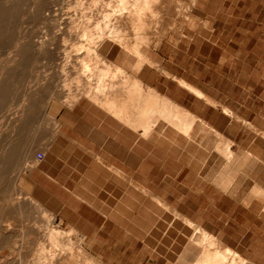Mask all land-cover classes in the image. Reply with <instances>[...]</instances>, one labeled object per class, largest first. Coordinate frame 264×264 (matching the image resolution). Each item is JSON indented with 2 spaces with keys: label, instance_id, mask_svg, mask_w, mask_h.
Instances as JSON below:
<instances>
[{
  "label": "rangeland",
  "instance_id": "rangeland-1",
  "mask_svg": "<svg viewBox=\"0 0 264 264\" xmlns=\"http://www.w3.org/2000/svg\"><path fill=\"white\" fill-rule=\"evenodd\" d=\"M1 1L3 0H0V4L2 3ZM50 1V3H47L49 5L43 4L45 6H42V4H36L37 0H33V4L34 2L36 4H34L35 8H33L34 6L31 5V0H22L23 3L21 2L19 5L20 7H17L19 9L16 8L14 10L15 13L13 12V18L15 19L17 17V19L21 20L22 16L24 23L22 20L20 21L17 19H13V23H10L11 27L9 26V28L13 30L11 33H7L8 35L5 34L0 39V55H2L0 58L4 59L3 54L4 57H9L8 54L11 50L13 52H10L12 53L10 54V57L14 55V45L16 39H18H15L14 37H18L19 34L23 37V41L26 42V40H28L27 42L29 43H35V40L38 42L37 40L40 41L47 38L51 31L58 28L57 24L60 25L59 22L65 18H72L76 21L83 15H94L92 19L97 18V16H100L101 18L103 12L108 10L106 5H104L103 0ZM184 1L185 0H174L175 3L179 2V8H175V3H173L172 7L169 6L172 8L170 14L172 16H177L175 23H179L181 21L191 22L187 17L185 18L183 16L184 13L179 10L183 8ZM40 6L43 7V10H41L42 8ZM194 6L195 7L192 8V11L196 19L191 22L189 26H186L185 33L182 36L168 35L159 50L150 52L152 57L158 60L159 65L155 67L157 71L149 66L145 67V71L147 70L146 68H148V70L143 72L142 78L144 80L147 78V82L149 80L151 83L154 82L153 85L161 91L167 90L169 93L173 94V98L175 100L179 101L187 108H192L194 111H197L198 114L202 113L203 116L215 124V126L219 125L223 130L222 133L225 136H229L233 141L235 138L239 140L242 139L245 146L242 149L247 151L250 139L255 137L256 132L258 131H255V129H259L258 133L262 131L261 128L264 129V0H197V3ZM32 8L33 10L37 8V10L41 11L38 15H35L37 18L33 15V13L31 15ZM22 9L24 12L26 11V14L22 11ZM184 9H186V7H184ZM27 10L30 11L28 12ZM110 14H112V11ZM46 18L56 19L53 20L54 25L51 26L50 22L46 20ZM19 21L22 22V24ZM11 29H9L8 32H10ZM17 29H19V31H17ZM24 34H27L28 36H25ZM5 41L8 45H6ZM10 41L11 43L13 41V43L11 44ZM59 42H64L63 44L66 46L60 43L55 46L54 54L55 56L58 54L55 58L58 56L64 57L65 54L63 55V51L66 52L68 49H73L74 47L70 45V40V43L66 41L69 45L61 39ZM10 45L12 46L10 47ZM104 48L108 49L107 57L109 60L115 63L118 62V64H123L128 67L132 64L130 60H126L125 54L121 51L119 46L110 45L107 48ZM72 51L69 50L66 53L72 54ZM33 53L34 52L29 53L27 57L25 65L26 68H24L25 71H23V69L19 72L20 74L22 73L21 75L25 72L26 74L24 73V77L18 74L20 75L18 76L19 78L16 77L14 79V81L16 80L15 86L18 89L15 86L12 87L4 101L0 102V122L2 121L0 126L1 124H5L1 126L2 128L0 127V142L2 145H6L18 138V130H15V132L13 130V126L17 123V118L21 112L27 93L30 92L29 90L33 89V86L35 88V85L37 87V85L40 84V80H42L45 74L53 73V65H56L59 62L58 59H55L54 62H50L48 58H44L45 56L41 57V55H38L37 52L35 54ZM35 55H38L39 58ZM36 59L38 61H36ZM122 61L124 63H122ZM38 62L40 65H38ZM35 65L36 68L33 69ZM76 67L79 68V65L76 64ZM162 68H165L171 73H175L195 84L208 95L215 98V100L218 101L219 106L215 107L208 104L205 100L192 94L186 88L180 86L177 81L172 80V77H169L168 75V77L165 76L166 74L163 72ZM30 70L33 74H31L32 72H29ZM78 71L80 72V69H78ZM35 73L38 74L34 76ZM145 73L148 75L146 76ZM37 75H39L38 79H36ZM65 75L69 76L64 77ZM70 75L71 74L69 73L60 75L61 81L62 79H65L63 80L64 83L65 81H71L68 82L69 84H67V88L73 83L72 81H75L74 77L78 74ZM20 77L23 78L26 83L22 81ZM61 81L59 80L57 84L59 90L67 91V88L63 87L66 83L64 84L63 81ZM20 82L22 83L20 84ZM26 86L27 88L29 87L27 89L28 91L25 89ZM19 89L21 91H19ZM11 91L13 93H11ZM15 91L17 93H15ZM20 92H22V94H20L19 97L16 96L19 95ZM11 94L13 96L15 94L14 98H12L13 96H9ZM23 96H25V98ZM82 100L78 103V105L76 104V106H73L71 109L66 106H61L56 113L57 120L62 122V129H65L67 133L71 135V138H79L81 141L78 142L83 146L85 145L84 147L91 149L92 151L94 150L96 153L103 152L105 155H108V159L111 160H117L118 158L115 157V154L117 153L120 157L123 151H117L116 148L113 147L119 146V144L123 147L129 144L128 148L131 149L136 147L135 142L133 143L131 141L133 138L131 135L128 137V140L124 137L117 138L120 140L119 143L114 142L113 144L111 141L108 142V140L97 143L84 139L85 137H91L89 136V130L91 125L95 123L97 108L92 105V103L89 104L90 102L86 99ZM9 102L10 105H6ZM17 102L19 103L17 104ZM82 103H84V105ZM5 105L8 109H10V107L16 109H10L8 112ZM223 105L231 108L236 115L231 116L227 113L225 114L222 110ZM79 106L82 108H79ZM92 109H96V111L93 110L95 112L93 114L91 113ZM12 111L15 112L13 113ZM5 112L8 113V115ZM10 113H12V115ZM15 113H17V116ZM43 113L45 115L47 113H52V108H50V106L46 107ZM43 113H39L38 118H42ZM11 117H13V119ZM244 121L249 124L247 123L246 125ZM6 123L8 124V128H6ZM248 125H250V127ZM163 126L164 124L161 123L158 126L159 128L157 127L158 133L162 131L161 129ZM7 129L8 131H6ZM9 129L11 133L9 132ZM114 133H117L116 126L114 127ZM10 134H13V136ZM14 136H16V138ZM63 137L64 136H61V138L60 136L54 137L53 139H55V141L52 139L50 141V146L49 144L44 145L43 143H45V140L47 139L44 137L42 138L41 143L37 145L35 152V158H37L36 160L38 161L36 162L39 164L35 163V168L33 167V169H23V172H26L21 174V176H23V182L20 181L17 184L20 189H18L19 192L21 193L22 191V193L26 194H17L15 196L13 195V197L17 198L18 196V199L21 201L24 197H33V199L36 202L38 201L43 208L46 207L45 209H49L51 212L53 211V223L55 225L60 223L62 228H68L73 225V227L80 232L79 234H81V236L84 235L85 241L82 246L106 264H173V248L176 244L181 241L184 244L185 240L191 243L190 238H177V233H175V231H177L180 235L183 233V228L178 227L179 225L176 226L173 223L174 219H176L175 221H177L178 224L181 223V220L176 218V213L178 212L174 211L175 214H173L171 210H167L166 207L156 203L152 198L144 193L136 192L133 187L131 185L129 186L127 183L120 185V183L114 182L111 179L113 175L111 176L109 172H106L107 169L106 171L105 169H102L105 168L104 166L97 167L95 162L88 157L86 152H83L82 149H79L77 145L73 144L72 139L64 137V140ZM109 138L112 139L114 137ZM158 138L159 136L157 135V138L153 140L148 138L143 141V144L146 146L144 152L146 160L145 164L147 169H149L148 166L153 168L152 171L146 174L147 179L145 181V185L150 186L152 188L151 190L155 191V193L153 191L152 192L154 194L157 193L158 195H156L160 199L163 198L162 201L168 204L169 207H176L177 210H180L183 213L188 212L189 216L198 223L202 221L204 224L207 223L212 225L215 233H223V231H225L228 235H231L226 236L225 238L227 244H233L235 248L242 249L245 256L250 254L251 248L249 245H252L253 247L256 245L264 246V238L261 235L260 229L250 228L251 222L256 218V215L252 211L249 209L245 210V207L244 209L240 208L232 198L228 197V195L224 194L222 191L217 190L212 183L209 186H206L204 191H201V181L206 180V174H208L209 171L212 170V166H214L213 162L216 157V153L212 151L213 148H206L204 141L203 146L201 145L202 147L198 145L193 146L191 150L192 152L188 151L186 155L177 156L173 153V149L171 153V149L168 147L169 145L165 143V137L163 136H161V143L155 147L154 144L158 143ZM201 138L202 134H200L198 140ZM216 138L217 137L214 132H209V147H211V144ZM3 141L4 143H2ZM111 147L113 148L112 151ZM77 149H79L81 153ZM179 154H181V152ZM137 160V157H134V165L137 164ZM31 164H33V162ZM160 164L163 165H161V171L155 172L154 169L159 168L158 166ZM35 165H37V167ZM90 169L93 171V175L92 172H90ZM30 170L33 171L31 172ZM170 170H173V172ZM102 172H104L103 176ZM9 173L12 177L9 176ZM9 173L3 177V183L0 182V192L6 186L4 182L7 184L9 181L10 183L11 179H9V177L13 180L16 176L15 171L11 170ZM249 177H247L245 183H249L250 181L257 179L255 174ZM25 178L27 182L25 181ZM98 178L100 180H98ZM27 183L28 188H26ZM244 187L247 188L246 184L243 183L242 188ZM31 191L32 193H30ZM127 193L129 194V197H126ZM21 195H24V197H19ZM105 196H107V199ZM173 202L176 203V206L173 205ZM70 216L72 218H70ZM224 218L232 221L229 222V225L232 228L227 227L224 230ZM236 220H239L242 223L243 227H241V229L236 228L235 224L233 225V222ZM32 222L34 223V221L31 220L30 224ZM10 223L11 226L16 224L13 220H11ZM170 223H172V225ZM0 228V245L2 246L4 239L12 228L7 231L1 225ZM233 234L237 235L233 237ZM64 239L68 243H72L73 247L78 246L76 240L71 239V236L67 235ZM13 244L14 247H11L10 245L0 247V264H6L7 260L10 264H15L17 262L16 260L18 259V255H16V251L14 250L19 248L22 243L13 242L11 245ZM192 245L195 249L198 248L196 243H193ZM28 258L30 261L29 264H37L36 260L32 256H29ZM11 261L13 263H11Z\"/></svg>",
  "mask_w": 264,
  "mask_h": 264
},
{
  "label": "bare ground",
  "instance_id": "bare-ground-1",
  "mask_svg": "<svg viewBox=\"0 0 264 264\" xmlns=\"http://www.w3.org/2000/svg\"><path fill=\"white\" fill-rule=\"evenodd\" d=\"M31 1H32L31 5L34 6L35 2L33 4V0ZM49 1L50 0H37L36 4L38 5L42 4V6H45L47 3L51 2ZM1 2L2 3L0 4V39L5 34L11 33V31L13 30L9 28L10 23H13L12 21L17 19L16 15H15L16 18L15 19L13 18L14 17L13 12L21 4L22 0H3ZM103 3L104 5H106V8L110 11L108 10L104 11L101 18L100 16H97V18L92 19L94 15H90V16L83 15L77 21L72 18H65L64 20H61V22H59L60 25L57 24L58 25L57 26L58 28H56L57 30L54 29V31H51L49 36H47V38H45L44 40H40V41L37 40L38 42H36L35 40V43L34 42L29 43L27 42L28 40H26V42L23 41L24 40L23 37H21V34H19L18 37L17 36L14 37L15 39L18 38L16 39L15 45L13 44L15 47L14 55L13 56L11 55L12 57H10V54H12L10 53L12 50L10 49L11 51L10 50H9L10 52L8 51L9 54L7 53L9 57L6 56L7 57L6 58L4 57V54H3L4 59L0 58L2 59L0 60V102L4 101L10 89L15 86L16 80L14 81V79L22 74V73L20 74L19 72L22 71L24 68H26L25 65H26V61H27V57L29 53L34 52L33 54H35L37 52V54L41 55V57L45 56L44 58H48L50 62H54L55 59L56 60L58 59V61L60 62V64L58 62L56 65H53L54 67L53 73L45 74L42 80H40L41 81L40 84H38L37 87L35 85V88L33 86V89L29 90L30 92L27 93L26 98L25 96H23L25 98V101L24 103L22 101L23 106L21 108V112L18 115L17 123L16 124L14 123L15 125L13 126L14 131L18 130V138L15 141H11V142L7 141L9 143H7L6 145H2L0 142L1 144L0 145V182H2V179L4 180L3 177L5 175H8L7 173H9L11 170L15 171L16 173V176L15 178H13V180L12 178H10L12 176H10V173H9L10 177L9 176L8 177L9 179H11L10 183L8 181L7 182L8 185H7L4 182L6 186L2 184L5 187L0 192V201H1L0 203V225L3 226V228L6 231L12 228L11 231L8 232L9 234L7 236L5 235L6 238L4 239L3 244L2 243L1 244L4 247L9 246V245L11 247L12 246L14 247V244L11 245L13 242L22 243L19 246V248H16V249L14 248L15 250L12 249L16 251V255H18V259L16 260L17 262L16 263L14 262L15 264H27V262L29 264L30 262L28 258L29 256H32L36 260L37 264H106L103 261H101L99 258L94 256L91 252H89L84 246H82L84 245V241H85L84 235L81 236V234H79L80 232L75 227H73V225L69 226L68 228H62L60 226V223L55 225L53 223V220H54L53 213H52L53 211L51 212L49 209L48 210L45 209L46 208L45 206H44L45 208H43L41 204L38 203V201L36 202L33 199V197L25 198L24 195H21L19 197L21 198L24 197L22 201L18 199V196L17 198L13 197V195L15 196L17 194L19 195L26 194V193H22V191L21 193L19 192L20 189L17 184L20 181L23 182L22 180L23 176H21V174L26 173V172H23V169H26V170L27 169L29 170L30 168L33 169L34 164L38 162L36 160L37 158H35V152L37 149L36 147L37 145H39V143H41L42 138L44 137L47 139L45 140V143L43 144L44 145L49 144V146H50V141L56 136L57 137L60 136V138L61 136L68 138V135L62 129V122L58 121L56 117V113L58 112L59 107L66 106L67 108L71 109L73 108V106H76V104L78 105V103H80L82 99L83 100L86 99L87 101L90 102L89 104L92 103V105L96 106V108L102 112V115L105 114L109 118L114 119L120 126H122L123 128L131 129L140 137H149V136H152L158 133L157 127L161 123L164 124V126L161 129L162 131L159 132L161 133V135H158V136L160 138L161 136L165 137V143L167 145H173V153L176 154L177 156L184 155V154L186 155L188 151L192 150L193 146H197V145L203 146L204 141H205V147L206 148L208 147V149L213 148L212 151L216 153V157L214 158V162H213L214 166H212V170L209 171L208 174H206V180L213 183L214 187L215 185L219 186V188L224 190V191L222 190L223 192H226L225 194H228L236 198L237 202L241 201L244 204H248V201L251 199L252 194L259 196L263 201L262 211L264 212V176H261L259 179H255L254 181H250L249 183H245L247 177L253 176L258 171H260V168H258V165H257L259 164V160H257L248 151L243 150L242 149L243 146L241 147L238 143L233 141L229 136H225L221 132V130L218 129V127L214 126V124L212 125L206 119H204L199 114H197L195 111L190 110V108H187L186 106L181 104L179 101L175 100L174 98L173 99L170 98L171 96L169 97L168 95L163 93L161 90L156 88L153 85L154 82L151 83L149 82L150 80L147 82V78L146 80L142 78L143 72H146L148 70V68H146L147 70L145 71V67L149 66L150 68L155 69V67L159 65L158 60L154 59L152 55L150 54V52L159 50V48L161 47V45L163 44L164 40L166 39L168 35L182 36L185 33L186 26H189V24L196 19L195 15L193 14L192 8L195 7L194 5L197 3V0H188V1L185 0L184 1L183 8L179 10L183 12L184 13L183 16L185 18L187 17L188 20L191 22L181 21L179 23H175V21L177 20V16H174V15L172 16L170 14L172 11L171 7L173 6V3H175L174 0H103ZM178 5H179V2L175 3V8H179L180 5L179 6ZM184 7H186V9H184ZM33 8H35V6ZM33 8L31 10V15L33 13V15L35 16V15H38L39 12H41L40 10H37V8L35 10H33ZM41 8H42L41 10H43V7ZM27 11L29 12L30 10H27ZM111 11H112V14H110ZM17 13H18V10H17ZM24 13L26 14V11ZM22 18L23 17L21 16V20ZM17 20H20V19H17ZM46 20H48L52 26L54 25L53 20H56V19L46 18ZM23 21L24 19L22 20V22ZM22 22L20 23L22 24ZM9 29H11L10 32H8ZM51 30H52V27H51ZM17 31H19V29H17ZM60 39L65 42L66 41L69 42L70 40L71 42L70 45L74 47L73 49L71 48V49H68L67 51L73 50L74 53L73 51H72V54L66 53L67 51L65 52L62 50L64 52L63 55L65 54V56L64 57L58 56L59 58L58 57L55 58L58 55L56 54L55 56L54 54L55 46L60 43L59 42ZM68 42H66V44ZM63 43H60V44L65 45ZM6 45L8 44L6 43ZM110 45H117L120 47L121 51H123L125 54L126 60H130V62H132L130 67L123 65V64H118V62L115 63L108 59L107 57L108 49H105L104 47L107 48ZM11 46L12 45H10V47ZM38 55H35V56L38 57ZM36 61L38 60L36 59ZM122 63L124 62L122 61ZM76 64L79 65V68L76 67ZM30 65L32 64L30 63ZM38 65H40L39 62H38ZM28 67H27V70H28ZM35 68H36V65L35 67H33V69ZM31 69H32V66H31ZM78 69H80V72L78 71ZM162 69H163V72L166 74L165 76L168 75L169 77H172L173 78V79L171 78L172 80L177 81L180 86L186 88L192 94L205 100L208 104H211L215 107L219 106V103L217 100H215V98L208 95L205 91H203L201 88H199L195 84L189 82L188 80H186L185 78L181 76H178L175 73H171L169 70L165 68H162ZM23 71H25V69ZM29 72L31 73L32 71L30 70ZM24 73L25 72H23V75ZM38 73H35L34 76H36V74ZM66 73H69L71 75L72 74H76V75L78 74V75L74 77L75 81H72L73 83L70 84L68 88L66 86L67 84H69L68 82L70 80L67 82L65 81L66 83L65 84L63 81L65 79H62L63 83L65 84L63 87H66L67 91L59 90L57 84L59 80L61 81L60 75L66 74ZM31 74H33V72ZM38 76L39 75H37L36 79H38ZM68 76L69 75L67 76L65 75L64 77H68ZM21 80L26 83V81L23 80V78H21ZM21 83L22 82H20V84ZM28 88L27 86L25 87L26 91H28L27 90ZM19 91L21 90L19 89ZM11 93L13 92L11 91ZM15 93L17 92L15 91ZM20 94H22V92H20L19 95H16V96L19 97ZM9 96L12 97L13 95L11 94ZM14 96L12 98H14ZM18 103L19 102H17V104ZM8 104L10 105V102L7 103L6 105ZM82 104L84 105V103ZM6 105L5 107L7 108ZM48 106L52 108V113L50 114L47 113L45 115L43 111ZM6 108H5V111H6ZM79 108H82V107L79 106ZM90 108H89V112H90ZM10 109L15 110L16 108L14 109L10 107ZM10 109L7 108L8 112ZM93 110L94 109H92V112H91L92 114L95 113L94 111H96V109L94 111ZM222 110L224 111L225 114L227 113L228 115H231V116L236 115L232 111V109L229 108L228 106L223 105ZM17 113H18V109H17ZM17 113H15L16 116H17ZM39 113L40 114L43 113L42 118H38ZM6 114L8 115V113ZM10 114L12 115V113ZM11 118L13 119V117ZM101 118H103V116H101ZM4 119H5V116H4ZM12 119H11V123H12ZM105 122L103 121V123ZM244 123L247 125L248 122L246 123L244 121ZM2 125H5V124H1V126ZM91 126L93 127V125ZM248 126L250 127V125ZM103 127H99V128H103ZM110 127L108 129H110ZM6 128H8V124ZM256 130L259 131V129H255V131ZM6 131H8V129ZM9 132L11 133L10 129H9ZM209 132H214L215 136L217 137L215 141L211 144V147H209V143H210L209 142L210 141ZM200 134H202V138L198 140ZM10 135L13 136V134H10ZM259 135L264 137V132L261 131ZM14 137L16 138V136ZM53 140L55 141V139ZM72 141H73V144L79 147V149H82L83 152L87 153L88 157H90L95 162L97 167L104 166L105 168H102V169H105V171L107 169L106 172H109L111 176L113 175L117 177L119 181L125 182V184L128 183V185H131L134 189L149 196L156 203L161 204L162 206L166 207L167 210H171L173 214H175L174 211L176 210H174L171 206L169 207L168 204L162 201L163 198L160 199L151 190L146 189L142 187L141 185H139V183L134 181L132 177H129L126 174V172L121 170V168H118L116 167V165L114 166L106 162L104 160L105 157L104 158L101 157L102 154L101 156H99L97 153L94 152V150L92 151L91 149L84 147L85 145L83 146L82 144H80L78 140L77 141L72 140ZM2 143H4V141ZM5 143H6V140H5ZM180 152L181 154H179ZM32 162L33 164H31ZM35 166L37 167V165ZM96 169H99V168H96ZM90 172H92V175H93V171H91V169H90ZM103 174L104 172H102V176ZM106 177H103V178H106ZM98 180L100 179L98 178ZM25 181H26V178H25ZM243 183L246 184L247 188L246 187L242 188ZM27 185L28 183L26 184V186ZM26 188H28V186ZM30 193H32V191ZM106 197L107 196H105V198ZM15 199H18V200H15ZM176 214H177V217L182 218V220L186 223L187 226L193 229L189 237L191 240L190 244L196 243V246H198V248H196L197 250H195V252L193 251L194 253L188 260L178 262V264H254V263H251L248 259H246L243 255H241L237 250H234L233 248H231L230 247L231 245L229 246V245H226L227 243L226 244L223 243V241L219 239L220 237L217 238L218 236L216 237L212 233L204 229L202 225L196 224L195 222L191 221L189 218L184 217L179 213H176ZM70 218L72 217L70 216ZM11 220L16 222L15 225H12L14 227L11 226V223H10ZM31 220L34 221V223L32 222L30 224ZM62 224H65V223H62ZM170 224L172 225V223ZM67 235L71 236V239L76 240V242L78 243L77 247H73L72 243H68L67 241H65L64 238ZM2 246L0 245V247ZM7 263L10 264L8 260H7ZM11 263L13 262L11 261Z\"/></svg>",
  "mask_w": 264,
  "mask_h": 264
},
{
  "label": "crops",
  "instance_id": "crops-1",
  "mask_svg": "<svg viewBox=\"0 0 264 264\" xmlns=\"http://www.w3.org/2000/svg\"><path fill=\"white\" fill-rule=\"evenodd\" d=\"M163 93H165L166 95H168L170 98H172L173 99V94H171V93H169L168 91H162ZM190 110H192V111H194L192 108H190ZM97 113H99V114H97L96 115V119H95V123L94 124H92L93 125V127L91 126L90 127V130H89V132H90V134H89V136H91V137H85L84 139H88V140H93L94 142H103V141H107L108 140V142L109 141H111L112 142V144L114 143V142H116V143H119V139H117V138H121V137H124L125 139H127L128 140V137L131 135L133 138H132V142L134 141V142H136L135 143V145H136V147L135 148H128V145H126V146H122V145H120L119 144V146H115V147H113V148H116V150L117 151H121V150H123L122 151V155L119 157L118 156V154L116 153L115 154V157L116 158H118L117 160H111V159H108V155H105V153H103V152H99V153H97L99 156H101V154H102V158H104V160L106 161V162H108V163H110V164H112V165H116V167H118V168H121V170H123L124 172H126V174L129 176V177H132V179L134 180V181H136L137 183H139V185H141L142 187H144V188H146V189H149V190H151L152 188L150 187V186H147V185H145V181H146V174L147 173H149L150 171H152V169L153 168H151L150 166H148V168L149 169H147V166H146V160H145V157H144V152H145V149H146V146L143 144L144 142V140L147 138H150L151 140H153V139H155V138H157V135H160V133H158V134H154V135H152V136H149V137H140V136H138L134 131H132L131 129H129V128H123L122 126H120L114 119H112V118H109L108 116H106L104 113V115H102V112L100 111V110H98L97 109V111H96ZM197 114H198V112L197 111H195ZM200 113V112H199ZM201 117H203L204 119H206L209 123H212V122H210V120H208L205 116H203V114L202 113H200L199 114ZM101 116H103V118H101ZM106 118V119H105ZM99 119V120H98ZM101 121V122H100ZM103 121L107 124H105V123H103ZM111 123V124H110ZM114 123V124H113ZM102 124V125H101ZM103 125H104V127H103ZM212 125H213V123H212ZM106 126H107V128H106ZM111 126V127H110ZM116 126V132H118V133H114V127ZM214 126H215V124H214ZM96 127V128H95ZM99 127H103V128H99ZM110 127V129H108ZM216 127H218V129H220L221 130V132H223L222 131V129H221V127L218 125V126H216ZM95 128V129H94ZM99 128V129H98ZM99 131H98V130ZM64 131H65V133L68 135V138H70V139H72V140H74V141H80V139L79 138H76L75 139V137H73V138H71L70 136L71 135H69L68 133H67V131L65 130V129H63ZM94 130V131H93ZM97 130V131H96ZM101 130V131H100ZM261 130L264 132V129H262L261 128ZM92 132V133H91ZM134 132V133H133ZM106 135H104V134ZM129 133V134H128ZM124 136H123V135ZM260 134V133H259ZM258 134V132H256V136L255 137H252L251 139H250V143H249V145H248V152L251 154V155H253L257 160H259V164H257L258 165V168H260V171H258L255 175L257 176V179H259L261 176H264V137H262L261 135H259ZM127 138H126V137ZM109 137H114V138H112V139H110ZM67 138V137H66ZM94 138V139H93ZM98 138V139H97ZM101 138V139H100ZM104 138V139H103ZM160 138V137H159ZM157 139L158 140V143L156 144H154V146L156 147V146H158V144L159 143H161V141H162V139L160 138V139ZM115 139V140H114ZM117 140V141H116ZM156 140V141H157ZM239 141V142H237V141ZM83 141V140H82ZM92 141V142H93ZM155 141V142H156ZM236 143H238L241 147L243 146V148L245 147L244 146V141L241 139V140H239V139H237V138H235V140H234ZM133 142V143H134ZM143 144V145H142ZM161 147V146H160ZM167 147V146H166ZM168 147H170V149H171V153H172V149H173V145H169ZM113 148L111 147V151L113 150ZM96 153V152H95ZM107 157V158H106ZM134 157H137V159H139V160H137V164L136 165H134L133 164V159H134ZM130 158L132 159V160H130ZM110 161V162H109ZM263 162V163H262ZM124 163V164H123ZM120 164V165H119ZM157 165V164H156ZM161 165L162 164H160L158 167L159 168H157V167H155V168H157V169H154V171L155 172H160L161 171ZM259 165H260V167H259ZM163 166V165H162ZM171 172H173V170H170ZM118 181H117V180ZM137 179V180H136ZM112 180L115 182H117V183H120V185H122L123 183H125V182H122V181H119V179L117 178V177H115V176H112ZM149 181H150V178H149ZM128 184V183H127ZM211 184V182L210 181H208V180H204V181H201V184H200V189H201V191H204V189L206 188V186H209ZM212 185H214L213 183H212ZM130 186V185H129ZM147 186V187H146ZM215 187H217V190H219V191H222V189L221 188H219V186H216L215 185ZM134 189V188H133ZM136 192H138V193H141L140 191H138V190H136V189H134ZM151 191H153V190H151ZM154 193H155V191H153ZM223 192V191H222ZM224 194H225V192H223ZM157 194V193H156ZM158 195V194H157ZM228 195V194H227ZM230 198H232L233 199V201H235V203L237 204V205H239V207L240 208H242V209H244V207H245V210L246 209H249L250 211H252L255 215H256V218H255V220H253L252 222H251V224H250V228H252V229H256V228H258V229H260V231H261V235H262V237L264 238V221H263V219H264V212L262 211V206H263V201H262V199L259 197V196H257V195H254V194H252V197H251V199L248 201V204H244V203H242L241 201H238L237 202V199L236 198H234V197H232V196H230V195H228ZM126 197H129V194L127 193V195H126ZM235 199V200H234ZM174 201V200H173ZM257 202H259V203H257ZM262 203V204H261ZM243 204V205H242ZM173 205H175L176 206V203L175 202H173ZM241 205V206H240ZM258 207H259V209H258ZM261 208V209H260ZM173 209L174 210H176L179 214H181L182 216H184V217H187V218H189L191 221H193V222H195L196 224H198V225H202V227L204 228V229H206L207 231H209L210 233H212L214 236H218L217 238H219L221 241H223V243H227V242H225L226 240H225V238H226V236H231V235H228L225 231H223V233H215L214 231L215 230H213V226L212 225H209V224H207V223H203V224H201L202 223V221L200 222V223H198V222H196L195 220H192V218L189 216V214H188V212H181L180 210H177V208L176 207H173ZM187 210V209H186ZM261 212V213H260ZM176 218H178V219H180L181 220V223L180 224H178L177 223V221H175L176 219H174L173 220V223H174V225H176V226H178V227H181V228H183V233H182V235H180L177 231H175V233H177V238L178 239H182V238H189L190 237V235H191V233H192V231H193V229L191 228V227H189V226H187L186 225V223L182 220V218H180V217H177L176 216ZM236 218H238V217H236ZM260 218H262V219H260ZM175 221V222H174ZM223 221H224V223H223V228H224V230L228 227V228H232L230 225H229V222H232L230 219H226V218H224L223 219ZM235 224V227L236 228H240L241 229V227H243V225H242V223L239 221V220H236L235 222H233V225ZM205 225V226H204ZM189 227V228H188ZM190 229H192V230H190ZM211 231H210V230ZM234 231H235V229H234ZM215 233V234H214ZM218 234V235H217ZM237 234H233L232 236L233 237H235ZM254 237H257V236H254ZM187 242V243H186ZM185 243H186V245H185ZM184 245H185V247H184ZM226 245H231L230 247L231 248H233L234 250H237L241 255H243L246 259H249V261L251 262V263H254V264H264V246H258V245H256V246H252V245H249L250 246V254L248 255V256H245V254L243 253V250L242 249H237V248H235L234 247V245L233 244H226ZM174 249V251H173V264H178V262H182V261H186V260H188L191 256H192V254L195 252V250H197V249H195L194 247H193V245L192 244H190L188 241H186L185 240V242H184V244L182 243V241L181 242H178L177 244H176V246L173 248ZM189 249V250H188ZM194 251V252H193ZM187 253V254H186ZM183 254V255H182ZM252 257V258H251ZM177 259V260H176ZM258 261V262H257Z\"/></svg>",
  "mask_w": 264,
  "mask_h": 264
}]
</instances>
